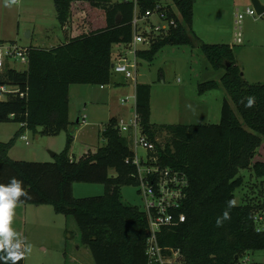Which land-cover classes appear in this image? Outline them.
Instances as JSON below:
<instances>
[{"label": "trees", "instance_id": "16d2710c", "mask_svg": "<svg viewBox=\"0 0 264 264\" xmlns=\"http://www.w3.org/2000/svg\"><path fill=\"white\" fill-rule=\"evenodd\" d=\"M169 1L164 4L167 16L174 17L177 25L157 34L149 48L138 50V58L152 61L165 45H196L213 68L224 70L220 84L235 110L224 99L217 124L156 127L150 121V85L136 84L135 111L142 132L156 141L161 166L183 171L189 181L181 207L186 219L163 228L159 243L179 249L184 264H239L248 252L264 250V232L257 231L254 220L257 212L264 213V187L259 202L251 197L238 205L234 195L243 183L241 169L252 168L256 177H264V162L252 163L264 137V83L243 78L231 45L198 39L192 30L195 0ZM137 2L142 14L161 0ZM53 4L59 25L70 31L67 40L49 48L29 46L25 69L0 71V87L17 90L0 99V122L21 124L16 138L26 130L41 135L68 131L70 85L109 84L113 46L132 39V0H53ZM218 85L207 81L198 89L203 92ZM248 98L254 99L251 106ZM163 132L168 136L162 144L156 137ZM101 136L103 146L75 159L70 155L74 133L68 131L64 149L54 153L52 162L13 160L8 150L15 137L0 141V184L14 177L22 181L26 193L16 203L49 204L56 213L74 218L80 241L95 264H147L145 213L121 196L122 186L138 185L135 166L126 162L133 155L132 138L120 133L116 117L105 124ZM110 169L115 176H110ZM74 182H100L105 192L74 198ZM225 211L230 218L218 226L217 219ZM0 255L6 253L0 250ZM17 264H23V259Z\"/></svg>", "mask_w": 264, "mask_h": 264}, {"label": "rangeland", "instance_id": "374dc122", "mask_svg": "<svg viewBox=\"0 0 264 264\" xmlns=\"http://www.w3.org/2000/svg\"><path fill=\"white\" fill-rule=\"evenodd\" d=\"M121 2L123 0H112ZM264 5V0H260ZM170 2L161 0L162 4ZM251 8V0H195L193 32L198 39L208 44L225 43L232 46L237 63L248 83H264V13L246 14ZM84 8H82L83 10ZM244 15L236 23L237 15ZM88 15V12H86ZM153 22L165 24L153 19ZM237 31L241 42H237ZM67 34V35H66ZM70 31L64 30L56 19L53 0H0V40L16 42L21 47H51L65 42ZM126 44H115L113 56L118 53L131 59ZM137 48L147 49V43H138ZM137 79H125L123 74L112 72L113 79L124 80L128 84H71L69 90L70 125L68 131L74 133L70 148L72 158L78 159L85 151H94L105 144L101 131L113 115L120 116L129 123L134 115L135 95L133 87L137 83L150 85V121L156 127L171 124H217L220 121L221 106L227 99L235 110L224 86L220 84L223 69L212 67L205 55L196 45H165L152 61L138 58ZM17 70L26 65L12 62ZM216 81L219 85L200 92L201 83ZM82 115V116H81ZM86 116L87 123L77 118ZM119 121V119H118ZM68 131L58 135H41L27 130L26 144L23 137L16 139L19 155L12 154L15 160L32 162H52L51 153H59L65 147ZM122 135L132 137L129 130H121ZM165 132L158 133V142L167 140ZM0 138H6L0 136ZM9 139H0L1 142ZM131 144L133 140H130ZM140 155L145 150L138 146ZM264 162V137L252 158V163ZM115 176L114 170H109ZM243 183L235 192V203L242 204L253 197L254 201L263 200L264 177H256L252 168L239 171ZM105 186L100 182H74V198L103 195ZM122 200L129 205L144 208L143 199L135 185L121 187ZM23 220L26 242L30 246L23 264H52L57 259L58 243L64 244L69 236L79 233L76 222L66 215L56 214L49 204H24ZM76 234V238L79 236ZM67 235H69L67 237ZM46 247V254L41 249ZM24 250V248H23ZM250 252L239 259V264H258ZM259 264H264L263 259ZM69 264V262L67 263ZM72 264V263H70Z\"/></svg>", "mask_w": 264, "mask_h": 264}, {"label": "built area", "instance_id": "2783aa9c", "mask_svg": "<svg viewBox=\"0 0 264 264\" xmlns=\"http://www.w3.org/2000/svg\"><path fill=\"white\" fill-rule=\"evenodd\" d=\"M134 2V15L132 20V39L126 44L127 51L131 54V59L123 53L117 54V59L113 62L112 72L123 74L125 78L133 81L137 79L138 43H147L149 46L159 33L167 32L170 27L177 25L174 17L167 16V9L164 4L156 3L152 8H148L144 13H140L137 0ZM174 8V7H173ZM251 8L246 9V14L254 15ZM244 15L238 14L236 23H240ZM165 24L153 22V19ZM237 42H241V33L237 31ZM28 47H21L16 42H0V71L5 67H13L12 62H19L27 65ZM0 99L4 93H14L17 90L0 87ZM81 120L86 123L85 116ZM118 126L121 130H129L132 133L133 155L126 162L136 168L135 178L138 181V191L143 199L147 220V237L145 243V255L147 264H184V258L179 249L170 246H163L159 243V234L163 228H169L182 223L186 215L181 211L182 202L186 197V188L189 181L187 175L180 170L168 166H161L157 151L156 141H152L142 132L134 105V115L126 123L119 119ZM26 140V136H22ZM28 142V141H27ZM144 148V155L138 152V146ZM257 231L264 232V213L257 212L254 216Z\"/></svg>", "mask_w": 264, "mask_h": 264}, {"label": "crops", "instance_id": "0c3cea01", "mask_svg": "<svg viewBox=\"0 0 264 264\" xmlns=\"http://www.w3.org/2000/svg\"><path fill=\"white\" fill-rule=\"evenodd\" d=\"M193 25H194V17H193L192 27H193ZM63 29L66 31L68 30L67 26H63ZM0 41H2V40H0ZM46 48H49V47H46ZM114 61L115 60H114V56H113V62ZM111 79H112V82L114 84H128V83L124 82V80L113 79V75H112ZM125 79H127V78H125ZM101 87H103V86H101ZM135 89L136 88L134 85V87H133L134 95L136 94ZM81 116H80V118H79V116L77 118L78 123H79V121H81V118H82ZM111 117H116L117 119H120L119 118L120 116H118V115H113ZM69 119H70V106H69ZM85 120H86V116H85ZM86 123H87V121H86ZM20 127H21V124L14 122V121L0 122V136L6 137V138H0V139H9V140L12 139L13 137H15V135L18 132V130L20 129ZM26 131H24L22 133V135L25 134ZM21 136H19V137H21ZM19 137H17V138H19ZM17 138L15 137V142H14L13 146H11V148L8 150V156L13 160H15V159L12 157L13 156L12 154L19 155V151H18L19 149L16 147V139ZM24 141L26 144L28 143L27 140H24ZM5 142H7V141H5ZM25 210H26V207L24 206V204L16 203V206L13 209V217H12V222L10 225L11 228L19 234V236H13L10 238L12 243H15V242H17V240H19V241H21L23 248L25 246L29 245L26 242L25 224H24V220H23V215H24ZM56 214H58V213H56ZM67 217L70 218L71 216H67ZM76 226H77V224H76ZM76 234L77 233H75L74 236L67 235V237L69 236L70 238H69V240H66L64 242V244L58 243V246H57L58 252L55 253V254H57V259L55 260V262L52 261V264H67L68 262H69V264L70 263H72V264H95L93 256H92L89 248L86 245L81 243L79 233L77 234L79 236V239L76 238ZM46 250H47L46 247H43L41 249L43 254H46ZM249 254H250V252L247 253V255H249ZM253 256L257 259V261H258L257 263L259 264V262H261L260 260L263 259V261H264V250H261L260 253L253 254Z\"/></svg>", "mask_w": 264, "mask_h": 264}, {"label": "clouds", "instance_id": "9594fccd", "mask_svg": "<svg viewBox=\"0 0 264 264\" xmlns=\"http://www.w3.org/2000/svg\"><path fill=\"white\" fill-rule=\"evenodd\" d=\"M254 103L253 98H248V106ZM22 181L12 178L8 184H0V250L4 251L6 255H0V262L3 264H17L18 261L24 259L27 252H29L30 246H25L24 250H21V241L12 243L11 237L19 236L11 228V222L13 217V209L16 206V202L19 197L26 195L21 187ZM232 202H229L231 206ZM227 211L223 213L222 218L217 219V225L222 224L223 220L229 219Z\"/></svg>", "mask_w": 264, "mask_h": 264}, {"label": "water", "instance_id": "95a60500", "mask_svg": "<svg viewBox=\"0 0 264 264\" xmlns=\"http://www.w3.org/2000/svg\"><path fill=\"white\" fill-rule=\"evenodd\" d=\"M251 4L258 15L264 13V5L261 3L260 0H251ZM111 67H113V63L111 64ZM51 155L53 156L54 153H51ZM235 258H238V255H236Z\"/></svg>", "mask_w": 264, "mask_h": 264}]
</instances>
